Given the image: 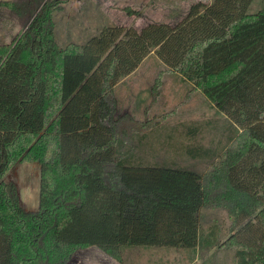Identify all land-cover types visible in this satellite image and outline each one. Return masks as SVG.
Returning a JSON list of instances; mask_svg holds the SVG:
<instances>
[{"label": "trees", "instance_id": "obj_1", "mask_svg": "<svg viewBox=\"0 0 264 264\" xmlns=\"http://www.w3.org/2000/svg\"><path fill=\"white\" fill-rule=\"evenodd\" d=\"M62 1L0 2L34 16L0 45V264H67L86 247L120 262L133 246L222 248L232 264H264V9L195 2L173 26H104L60 48L53 13ZM149 55L227 122L210 147L195 141L201 124L184 127L191 142L177 149L214 165L205 175L147 164L124 147L130 128H143L114 117V89ZM22 162L39 164L36 212L3 180ZM206 203L226 211L224 232L200 228Z\"/></svg>", "mask_w": 264, "mask_h": 264}, {"label": "rangeland", "instance_id": "obj_2", "mask_svg": "<svg viewBox=\"0 0 264 264\" xmlns=\"http://www.w3.org/2000/svg\"><path fill=\"white\" fill-rule=\"evenodd\" d=\"M24 0H0L22 2ZM47 0H43L44 4ZM62 1V0H61ZM212 0H63L53 13L54 36L60 48L69 43L82 44L97 35L104 26L133 27L155 24L175 25L188 12L191 4ZM41 4V5H42ZM264 9V0H253L248 12ZM34 11V15L38 13ZM34 17V16H33ZM33 17H17L5 7H0V45L9 44L19 32L24 31ZM114 117L127 115L142 130L128 132L124 147L140 156L147 164H161L194 169L207 174L214 165L207 161L192 160L177 148L189 141L183 136L184 127L191 123L202 128L195 141L204 147L215 145L225 118L214 108L203 93L181 81L153 56L149 55L140 66L124 78L114 89ZM153 124V125H152ZM220 131V132H219ZM39 164H15L3 180L13 183L20 207L26 212L38 210ZM202 230L218 223L222 231L229 220L226 211L212 203L204 204L198 213ZM224 237V236H223ZM230 250L194 251L160 247H127L117 262L96 247L77 250L67 264H232Z\"/></svg>", "mask_w": 264, "mask_h": 264}]
</instances>
